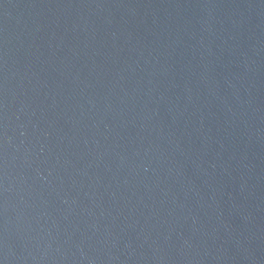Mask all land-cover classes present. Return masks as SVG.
Segmentation results:
<instances>
[{"label":"water","instance_id":"water-1","mask_svg":"<svg viewBox=\"0 0 264 264\" xmlns=\"http://www.w3.org/2000/svg\"><path fill=\"white\" fill-rule=\"evenodd\" d=\"M0 264H264V0H0Z\"/></svg>","mask_w":264,"mask_h":264}]
</instances>
